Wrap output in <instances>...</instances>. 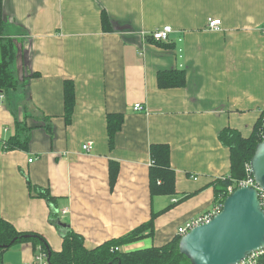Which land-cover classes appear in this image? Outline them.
Listing matches in <instances>:
<instances>
[{
    "label": "crops",
    "instance_id": "crops-1",
    "mask_svg": "<svg viewBox=\"0 0 264 264\" xmlns=\"http://www.w3.org/2000/svg\"><path fill=\"white\" fill-rule=\"evenodd\" d=\"M2 7L0 59L11 36L18 85L0 91L1 217L62 250L51 207L29 180L57 197L61 220L87 248L159 213L152 237L120 246L133 251L168 243L214 207L217 180L231 169L219 132L231 127L249 136L264 111V0H2ZM211 18L221 20L220 31L209 29ZM165 25L173 27L169 41L158 42L152 33ZM171 70L185 72V85L159 86L158 73ZM66 81L75 87L71 121ZM111 113L124 114L112 146ZM17 120L32 127L29 147L5 150ZM153 144L170 147L174 194L151 195ZM111 161L119 165L113 185ZM36 255L31 242H21L0 264H33Z\"/></svg>",
    "mask_w": 264,
    "mask_h": 264
},
{
    "label": "trees",
    "instance_id": "trees-1",
    "mask_svg": "<svg viewBox=\"0 0 264 264\" xmlns=\"http://www.w3.org/2000/svg\"><path fill=\"white\" fill-rule=\"evenodd\" d=\"M104 28L112 29L111 21L106 14L102 19ZM5 16L3 14L2 0H0V36H5ZM158 41V40H156ZM165 43L163 41H158ZM16 57V45L14 38L5 37L1 42L0 59V91L8 92L18 85L12 69L13 61ZM186 74L182 70L160 71L158 73V84L162 88L179 87L185 85ZM65 116L71 121L75 106V87L71 81L65 83ZM124 122L123 113H111L107 116V127L109 140L112 146L115 134L121 129ZM16 133L5 142V150L28 149L29 131L24 122L16 121ZM219 139L223 145L230 149L231 169L229 175L217 180L215 189V205H222L224 199L229 194V186L235 189L239 182L247 177L246 164L250 162L255 153L258 143L264 140V111L260 119L253 127L249 136L243 134L235 128L225 127L219 132ZM150 191L151 195H171L175 193L176 176L171 167L170 147L168 144H153L150 148ZM119 171V165L111 161L110 176L113 185ZM31 191L37 196L47 200L51 207V221L61 230L63 234V247L60 251H55L49 242L40 233L19 231L10 221L0 216V263L3 260L4 252L13 245L21 242H31L34 252L38 255L44 253L49 264H192L190 259L179 250L180 237L177 235L168 243L162 246H152L149 248L123 251L115 250L125 243L142 240L152 237L154 233V219L159 214L153 212L151 219L134 230L128 232L118 239L106 241L96 248H87L85 239L74 231L71 226L62 221L58 212V200L53 196L48 188L35 186L29 180ZM257 264H264V254L260 255Z\"/></svg>",
    "mask_w": 264,
    "mask_h": 264
},
{
    "label": "water",
    "instance_id": "water-1",
    "mask_svg": "<svg viewBox=\"0 0 264 264\" xmlns=\"http://www.w3.org/2000/svg\"><path fill=\"white\" fill-rule=\"evenodd\" d=\"M251 172L264 189V140L250 160ZM264 248V209L255 186H239L224 199L209 222L180 237L179 250L192 264H240Z\"/></svg>",
    "mask_w": 264,
    "mask_h": 264
},
{
    "label": "built area",
    "instance_id": "built-area-1",
    "mask_svg": "<svg viewBox=\"0 0 264 264\" xmlns=\"http://www.w3.org/2000/svg\"><path fill=\"white\" fill-rule=\"evenodd\" d=\"M222 22L220 19H209L208 27L209 29L213 31H220L222 29ZM173 31V27L171 25H165L161 28H157L156 30L153 31L152 36L155 40L158 41H163V42H168L170 38V33ZM135 110H142L143 107L141 103H136L134 105ZM92 144L91 143H85L83 145V149L90 151L92 149ZM31 160V159H30ZM246 171H247V177L239 182V186H246V185H251L257 187L259 190V199L261 201V205L264 209V189L259 188L256 185V182L254 180V177L251 172V167H250V162L246 164ZM233 186H229L228 191L229 193L234 191ZM223 205V204H222ZM222 205H216L212 209L197 215L195 217H192L191 219L187 220L181 227L178 228V235L183 236L186 234L190 229L193 227L204 224L209 222L217 213H219L222 209ZM63 213H66L64 210ZM120 249L119 247H116L115 250ZM264 254V248L259 249L257 251L252 252L245 260L240 262V264H257L258 263V258L260 255ZM36 262L33 264H49L47 257L44 253H39L35 257ZM28 264V263H27Z\"/></svg>",
    "mask_w": 264,
    "mask_h": 264
}]
</instances>
